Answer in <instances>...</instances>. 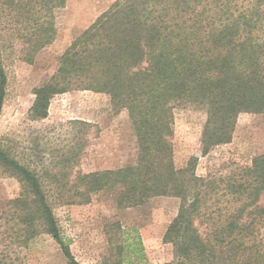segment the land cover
Instances as JSON below:
<instances>
[{"label": "trees", "instance_id": "trees-1", "mask_svg": "<svg viewBox=\"0 0 264 264\" xmlns=\"http://www.w3.org/2000/svg\"><path fill=\"white\" fill-rule=\"evenodd\" d=\"M65 1L0 0V18L4 8L31 13L39 7L34 45L40 48L53 41L50 14ZM7 87L0 48V118ZM73 90L108 95L117 115L127 110L138 156L127 167L79 173L81 191L67 196L68 203H90L106 191L118 193L120 207L178 197L179 212L163 238L174 260L160 264L264 262L258 238L264 227V152L217 179L196 173L198 158L178 168L172 142L177 107L206 112L204 155L232 141L242 113L264 114V0H115L63 53L50 80L35 89L31 119L47 118L52 99ZM0 169L20 183L8 214L17 246L48 234L68 264H82L55 216L48 176L1 144ZM197 222L212 226L204 234ZM136 237L128 243L130 252L127 243L120 247L119 264L145 258Z\"/></svg>", "mask_w": 264, "mask_h": 264}, {"label": "rangeland", "instance_id": "rangeland-1", "mask_svg": "<svg viewBox=\"0 0 264 264\" xmlns=\"http://www.w3.org/2000/svg\"><path fill=\"white\" fill-rule=\"evenodd\" d=\"M114 1L66 0L64 6L50 14L55 28L53 41L40 48L34 45L36 33L39 34L35 22L41 17L40 8L31 13L4 8L0 48L8 87L0 118V144L21 162L48 176L45 188L52 195L55 216L79 262L119 264L120 247L126 243L129 246L140 236L145 249L140 263L160 264L174 260L173 249L163 238L179 212L180 198L159 196L143 205L120 207L118 193L106 191L90 203L67 201V196L81 191L76 185L79 173L117 169L136 162L138 141L127 110L117 115L108 95L73 90L52 99L47 118L35 121L30 117L35 89L50 80L63 53ZM174 113L172 142L178 168L185 167L191 158H198L199 176L221 179L237 167L250 165L254 157L264 152V114L242 113L232 141L204 155L206 112L177 107ZM20 191L19 181L0 169V264H68L60 246L48 234L39 235L28 247L17 246L12 228L15 222H10L8 214L12 208L9 201ZM197 225L206 234L212 222ZM258 238L264 245V227ZM131 248L125 249L130 252ZM132 260L139 264L134 256Z\"/></svg>", "mask_w": 264, "mask_h": 264}]
</instances>
